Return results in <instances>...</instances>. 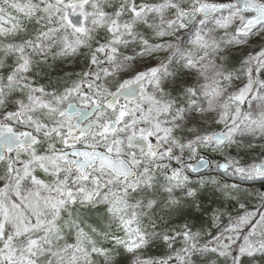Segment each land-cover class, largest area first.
Returning a JSON list of instances; mask_svg holds the SVG:
<instances>
[{
    "label": "snow or ice",
    "instance_id": "obj_1",
    "mask_svg": "<svg viewBox=\"0 0 264 264\" xmlns=\"http://www.w3.org/2000/svg\"><path fill=\"white\" fill-rule=\"evenodd\" d=\"M0 264H264V0H0Z\"/></svg>",
    "mask_w": 264,
    "mask_h": 264
}]
</instances>
